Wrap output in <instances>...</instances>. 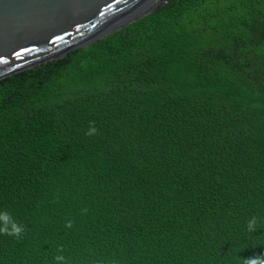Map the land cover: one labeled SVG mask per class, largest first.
Here are the masks:
<instances>
[{
	"label": "trees",
	"instance_id": "obj_1",
	"mask_svg": "<svg viewBox=\"0 0 264 264\" xmlns=\"http://www.w3.org/2000/svg\"><path fill=\"white\" fill-rule=\"evenodd\" d=\"M0 211V264L264 256V0H171L0 80Z\"/></svg>",
	"mask_w": 264,
	"mask_h": 264
},
{
	"label": "water",
	"instance_id": "obj_2",
	"mask_svg": "<svg viewBox=\"0 0 264 264\" xmlns=\"http://www.w3.org/2000/svg\"><path fill=\"white\" fill-rule=\"evenodd\" d=\"M169 1L0 0V80L62 59Z\"/></svg>",
	"mask_w": 264,
	"mask_h": 264
},
{
	"label": "clouds",
	"instance_id": "obj_3",
	"mask_svg": "<svg viewBox=\"0 0 264 264\" xmlns=\"http://www.w3.org/2000/svg\"><path fill=\"white\" fill-rule=\"evenodd\" d=\"M88 136H94L97 134V129L94 124H90L88 131L86 133ZM86 211V210H85ZM72 221L66 222V228H72ZM258 229V219L253 216L247 222L248 232H255ZM0 234H6L8 236L20 239L25 234V228L16 223L11 215L7 211H0ZM62 252L63 249H60ZM56 264H67L65 256L57 255L55 257ZM244 264H264V256L257 255L244 260Z\"/></svg>",
	"mask_w": 264,
	"mask_h": 264
},
{
	"label": "bare ground",
	"instance_id": "obj_4",
	"mask_svg": "<svg viewBox=\"0 0 264 264\" xmlns=\"http://www.w3.org/2000/svg\"><path fill=\"white\" fill-rule=\"evenodd\" d=\"M145 11V10H144ZM144 11H141V12H139L138 14H140V13H142V12H144ZM136 15V14H135Z\"/></svg>",
	"mask_w": 264,
	"mask_h": 264
}]
</instances>
